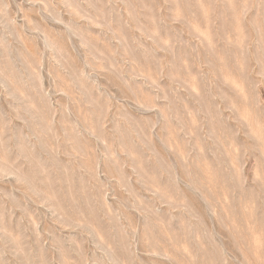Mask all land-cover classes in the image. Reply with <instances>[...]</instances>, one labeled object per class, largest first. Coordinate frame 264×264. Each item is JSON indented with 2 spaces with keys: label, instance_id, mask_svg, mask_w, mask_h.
Returning <instances> with one entry per match:
<instances>
[{
  "label": "rangeland",
  "instance_id": "1",
  "mask_svg": "<svg viewBox=\"0 0 264 264\" xmlns=\"http://www.w3.org/2000/svg\"><path fill=\"white\" fill-rule=\"evenodd\" d=\"M0 264H264V0H0Z\"/></svg>",
  "mask_w": 264,
  "mask_h": 264
}]
</instances>
